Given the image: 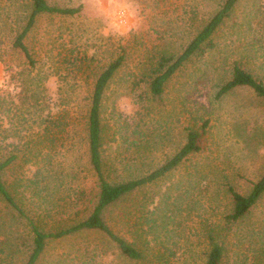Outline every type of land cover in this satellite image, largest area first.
<instances>
[{"label":"rangeland","instance_id":"rangeland-1","mask_svg":"<svg viewBox=\"0 0 264 264\" xmlns=\"http://www.w3.org/2000/svg\"><path fill=\"white\" fill-rule=\"evenodd\" d=\"M46 1L80 6V12L38 17L25 39L36 60L28 72L12 41L27 21L30 0H0V126L41 135L48 124L53 138L37 147L48 152L46 164L55 174L43 171L42 191L54 200L78 186L90 193L85 130L91 91L99 73L121 56L102 97L105 171L112 181L141 176L181 147L188 127L197 129L199 152L119 206L134 208L137 217L149 209L156 251L168 254L165 264H204V231L231 207L226 183L246 194L264 173V102L244 88L215 96L236 64L264 82V0H237L213 33L214 45L185 62L159 100L152 99L147 83L160 55L178 54L224 0ZM35 99L39 110L30 108L28 122L19 127L15 105ZM34 169L21 162L3 178L11 183L31 177ZM71 212L54 217V225L70 222ZM10 237L0 245V264H24L29 241L17 231ZM94 239L91 234L52 240L37 264H134L121 256H97L85 247L100 245ZM226 239L222 264H264V194Z\"/></svg>","mask_w":264,"mask_h":264},{"label":"trees","instance_id":"trees-1","mask_svg":"<svg viewBox=\"0 0 264 264\" xmlns=\"http://www.w3.org/2000/svg\"><path fill=\"white\" fill-rule=\"evenodd\" d=\"M236 2L237 0H224L220 8L178 54L160 55L154 65L153 76L147 83L148 93L152 99H161L168 80L193 55L214 45L213 33L229 15ZM29 6L27 21L12 41V47L18 49L24 58V71L28 72L35 68L36 60L25 39L33 30L38 17L41 14L74 15L80 12V6L58 7L47 3L46 0H30ZM121 62L122 57L119 56L108 63L97 76L91 91L85 130L87 164L93 185L90 193H85V188L80 189L78 186L61 200H54L50 197L52 193L50 194L48 190L42 191L43 171L55 174V171L49 168V164H46L51 160L48 152L37 147L40 140L53 138L51 130H48V124L45 125L47 130L41 135L40 131L30 133L26 129L20 133L18 128L11 130L10 127L0 126V237L4 238L0 239V245L3 243L4 247L7 245L12 239L11 233L16 231L20 233L22 238L29 241L24 264H37L52 240L91 234L100 245L89 243L85 247L97 250V256L107 254L121 256L128 263L134 264H165L169 260L166 249L164 252L160 248L156 251L158 238L155 221L150 217L149 209L137 217L134 208H120L119 204L142 187L164 178L189 156L199 152L201 133L188 127L184 143L162 164L141 176L119 181L110 180L104 168L102 97L107 83ZM239 88L246 89L255 99L264 102V82L237 64L232 67L229 78L220 85L215 96L219 98ZM38 105L36 99L27 105L23 103L15 105L19 127L28 122L30 108L35 109ZM37 107L35 112L39 110ZM12 109L13 107H10V110ZM5 110L3 109V112ZM206 124L207 121H204L203 126ZM13 137L16 138L12 140ZM21 162L35 166L31 177L21 175L11 183H6L3 178L4 172ZM50 174L49 176H54ZM226 193L230 199V210L204 231L208 247L204 264H222L229 232L257 205L264 194V173L257 180L251 181L246 194L238 192L229 183H226ZM27 202L34 210L26 204ZM68 208L73 209V212L68 213L72 216L71 221L58 222L55 226L53 220L67 213ZM47 225L50 228L46 229ZM150 235L153 241L149 239ZM107 245L111 247L109 251L105 250Z\"/></svg>","mask_w":264,"mask_h":264}]
</instances>
